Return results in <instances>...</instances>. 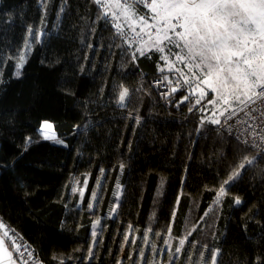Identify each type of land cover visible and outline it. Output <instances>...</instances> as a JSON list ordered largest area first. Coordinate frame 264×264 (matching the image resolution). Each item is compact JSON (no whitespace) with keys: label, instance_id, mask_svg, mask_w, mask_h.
I'll return each instance as SVG.
<instances>
[{"label":"trees","instance_id":"1","mask_svg":"<svg viewBox=\"0 0 264 264\" xmlns=\"http://www.w3.org/2000/svg\"><path fill=\"white\" fill-rule=\"evenodd\" d=\"M64 4L0 0L1 216L45 264H136L137 246L121 257L129 226L139 235L148 231L158 247L167 239L172 251L184 239L175 264H212L209 249L217 264H264V161L249 166L217 203L231 165L259 155L200 125L210 95L201 97L172 73L159 72L149 55H137L105 20L102 3L66 0L61 12ZM30 35L27 62L16 78ZM167 75L185 90L163 105L152 82ZM190 94L201 97L199 105L185 100ZM45 121L67 146L43 139ZM110 166L93 238L97 215L88 208L89 196L99 169ZM85 175L87 190L79 200L70 189Z\"/></svg>","mask_w":264,"mask_h":264},{"label":"snow or ice","instance_id":"2","mask_svg":"<svg viewBox=\"0 0 264 264\" xmlns=\"http://www.w3.org/2000/svg\"><path fill=\"white\" fill-rule=\"evenodd\" d=\"M96 3H101V0H96ZM138 3L143 5L145 0H138ZM65 4L61 5L60 11H65ZM119 7V4H117ZM135 7V5H133ZM146 7L150 9L153 13V19L156 24L150 27H156L158 24H163V27H157V35L154 40H159L163 38L162 42H168V44H173L180 48V41H183L185 46L189 48V51H194L197 56L201 58H206L208 56H213L215 58V52L222 48L233 49L231 57L228 59L229 64L237 63L241 59L245 64L248 63L246 58L247 55L253 53H259L264 50V0H150L146 4ZM125 15L128 16V9H125ZM107 20V16L105 17ZM141 24L148 26V19L145 16H140ZM132 27V31H135V27ZM116 28H120V24H116ZM180 29L181 31H177ZM29 34H33V29L28 27ZM169 33L173 35L170 36ZM139 35V34H137ZM39 39V37H37ZM27 45V41H25ZM155 45V43H153ZM30 48V45H28ZM140 57H144L146 53L143 47L136 50ZM158 53L165 51L163 47L157 48ZM127 48L121 50L122 55H127ZM234 57L235 59H233ZM132 59L136 60V53H132ZM162 60H166L161 57ZM27 62L26 56L21 54L19 56V62L16 64V71L14 73L16 78L21 77V69L24 68ZM163 69H161V72ZM167 80V77H164ZM172 92H176V88L171 89ZM128 95V90L125 88L119 95V100L124 101L125 96ZM165 97L168 95L164 94ZM189 97H185L188 100ZM201 101L197 102V105ZM192 111V109H189ZM264 112V109H261ZM139 123L138 120L134 121ZM221 121L211 122L212 125H219ZM44 130H51L53 125L47 121L43 122L41 125ZM230 135L234 136L237 141L238 147L242 148L245 152L251 151L253 149H260L264 147L257 143V139L253 138L251 140H244L242 143L240 137L236 136L231 130L226 129ZM249 132L254 134V137H258L260 140L264 141V135H260L264 132V128L260 127L259 132L256 128L249 127L244 130L241 135H247ZM43 139L45 141L52 140L58 145H64L63 140H58L55 135L44 134ZM244 161V162H241ZM256 161H264V152H261L259 156L255 158H248L247 156L240 157L235 161L230 167V174L227 178L223 179L222 186L219 188V194L216 196L217 203L220 202L221 197L226 196V189L230 190L231 187L237 182L238 178L241 177L248 169L249 166L253 165ZM123 165H120L121 170ZM105 170L103 168L99 169V175L104 176ZM88 181H84L85 188L87 187ZM97 187H101L100 181H96ZM117 195L119 194L120 184L117 182ZM73 193L77 192V188L73 187ZM79 195L82 198L84 196V190L79 191ZM92 199H96V192H92ZM235 204H241L239 198L235 199ZM89 208L92 207L91 204L88 205ZM205 216L208 212L204 213ZM99 224V221L96 222ZM4 224L0 223V228H4ZM131 227V226H129ZM151 231V229H149ZM5 237L9 234L7 231L3 233ZM93 238L96 237L95 225H93L92 231ZM127 239V237H125ZM144 239H147L145 236ZM15 243V241H13ZM99 243V241H96ZM185 245V240H179V247L175 249V253L179 254L182 247ZM21 245H16V251L21 257L24 253L20 251ZM25 251L27 247L25 246ZM209 255L211 257L212 264H217L216 254L209 249ZM31 255V253H29ZM143 255V253H141ZM187 255V253H185ZM89 256H93L91 251H89ZM7 258L8 264H14L12 253L4 248V240L0 239V260ZM170 264H175V255L173 256Z\"/></svg>","mask_w":264,"mask_h":264},{"label":"rangeland","instance_id":"3","mask_svg":"<svg viewBox=\"0 0 264 264\" xmlns=\"http://www.w3.org/2000/svg\"><path fill=\"white\" fill-rule=\"evenodd\" d=\"M109 0H101V3L103 5H106V11L111 15L113 14L115 16V19L117 21L118 24H120V26L126 28V29H132V27H130V25H132L133 27H136L138 25H140V33L142 36V42L135 44V50H137L140 46H149V42L151 39L154 38V36L157 33V27H163V24H158L156 25V27H150L155 23H152V20H154L153 17V13H151L150 9L147 12V19H148V26H144L143 24H141L140 22V16H143L141 14L135 15L133 13H131L129 10V15L126 16L125 15V9L129 8V4H123L122 0H112V2H108ZM109 3L110 6L107 4ZM117 4H119V7H117ZM109 7L111 8V10L109 9ZM154 28L155 32L153 33L151 31V29ZM37 35L40 38L43 35V30L42 29H38L37 31ZM31 35L27 40V45L25 44V47L23 49L22 54L26 55V53L29 50L28 45H30L31 43ZM261 69H259V71H255L252 73L251 76V71L250 73L248 72V78L252 79L253 83H212L213 85L211 86V84L209 83V85L211 86L210 88H203L202 90H198V91H194L195 93L201 95L202 96H209V101L206 103L205 105V115H207L210 112H223L226 111L229 107H231L232 105H234L235 103H232L233 101L238 100L243 93L246 92L247 89H249L251 86L256 85L259 86L261 83H256L262 76H264V62L261 64ZM251 76V77H250ZM167 80L171 83L174 82L173 78L171 79L168 75H167ZM255 86V88L257 87ZM254 88V89H255ZM253 89V90H254ZM253 90L251 91V93L253 92ZM250 93V94H251ZM249 94V95H250ZM249 95H247L244 99H246ZM243 99V100H244ZM241 100V101H243ZM240 101V102H241ZM239 103V102H238ZM237 104V102H236ZM43 124V123H42ZM39 131L41 133V136L43 137L44 134H48V135H55L56 138L58 139L54 129L52 128L50 131L49 130H44L42 129V127L40 126ZM59 140V139H58ZM52 141V140H51ZM112 172V166H110L104 173V176L101 177L99 176L97 180L100 181V185L101 187H97L96 182L92 188V191L90 193L89 196V204L92 205L91 208H89L91 211H93L96 215L97 218L94 221V225L98 226V224L96 223L97 221H100L101 219V206L105 197V193H106V189L109 183V179H110V175ZM85 180H89V176L85 175L83 176V178H79L76 177L73 182H72V186L70 189V192L72 195H77L79 200H81L82 198L79 195V191L81 189L84 190V195L85 192L87 190V187L85 188L84 186V181ZM96 180V181H97ZM73 187L77 188V192L73 193L72 189ZM95 191L96 192V199H92V192ZM121 192V186L119 189V194L117 195V188L116 185L114 187V195L115 197H119ZM219 194V192L216 194V196ZM80 203V201H78ZM88 204V205H89ZM107 216L109 218H111L113 216V210H111V212L107 213ZM147 237V239H144V237ZM127 239L124 240L123 246H122V252H121V257H124L126 250L128 248H130L132 251L134 250V248H138L137 250V259H136V264H170L169 261L167 260L169 256L173 257L175 255V257L180 258V253L176 254L175 250L172 251L167 239H165V241L163 242L161 247H158V245L156 244V242L154 240L150 239V233L148 231L142 233L141 235L135 233L132 231V228L129 227L127 232H126V236ZM94 243V240H93ZM177 247H179V244L177 245ZM176 247V248H177ZM175 248V249H176ZM141 253H143V255H141Z\"/></svg>","mask_w":264,"mask_h":264},{"label":"built area","instance_id":"4","mask_svg":"<svg viewBox=\"0 0 264 264\" xmlns=\"http://www.w3.org/2000/svg\"><path fill=\"white\" fill-rule=\"evenodd\" d=\"M123 4L133 3L141 6L144 10L145 17H148L147 12L148 8L146 4L150 0H145L143 5L138 3V0H122ZM107 16V21L116 27L117 21L113 14H109L105 11V17ZM121 33L122 39L125 43L129 44H138L142 42V36L139 34L140 25L135 27V31L132 29H126L122 26L118 29ZM151 31L154 33L155 29L152 28ZM139 34V35H137ZM153 85L158 92V95L161 98V103L167 105L168 98L172 95V88H176L177 91H184L185 85L180 80H174L171 83L168 80H165L163 76L156 77L153 80ZM165 93L168 95L165 97ZM189 100L192 105H197V102L201 100V97L196 94H190ZM264 109V82L257 86L253 92L243 101L232 105L226 111L223 112H210L201 118L198 122L200 125H209L216 128L217 130L224 132L226 135L236 140L234 136L230 135L226 129L231 130L235 133L236 136L240 137L241 143L244 140H251L253 138L257 139V143L264 145V141L260 140L258 137H254V134L249 132L247 135H241L246 128L253 127L256 128L259 132L260 127L264 128V112L261 111ZM221 121L219 125H212L211 122ZM260 135H264V132H261ZM256 155H260L261 152H264V147L260 149H253ZM0 223L4 224V228H0V235L7 243L8 247L14 254V258L19 264H45L44 261L39 256L35 246L30 243L22 234V232L17 229L15 226L7 222L0 214ZM7 231L8 236L5 237L3 233ZM15 241V243L13 242ZM21 245L20 251L24 253V256L21 257L20 254L16 251V245ZM25 246L27 251H25ZM31 253V255H29Z\"/></svg>","mask_w":264,"mask_h":264},{"label":"crops","instance_id":"5","mask_svg":"<svg viewBox=\"0 0 264 264\" xmlns=\"http://www.w3.org/2000/svg\"><path fill=\"white\" fill-rule=\"evenodd\" d=\"M108 2L110 3L112 0H109ZM109 3L107 4L110 6ZM109 9L111 10L110 7ZM128 10H131L130 12L135 15L139 14V10L136 6L133 7V5H129ZM152 23H155V20H152ZM177 31L181 30L177 29ZM156 35L150 40L149 46H140L139 48L143 47L146 55H149L150 59H154L155 67L159 72L163 69L162 72L167 74L172 73L184 83L190 85L193 91L210 88L214 83H217V85L218 83H253L252 79L248 78V72L250 73L252 70V76L253 72L261 69V64L264 62V50H261L258 54L253 53L247 55V64L243 62V59L237 63L229 64L228 59L233 52V49L231 48L225 47L219 49L215 52V58L213 56L201 58L200 56H197L194 51L190 52L189 48L185 46L183 41H180L181 47L178 48L173 44H168L167 41L163 43L162 37L159 40H154ZM169 35L172 36L173 34L169 33ZM153 43H155V45ZM156 47H163L165 51L158 53ZM137 55H139L138 52ZM161 57H164L166 60H162ZM232 58L235 59L234 57ZM263 82L264 76H262L256 83ZM255 86H257V84L247 89L238 100L233 101L232 103L236 104V102L238 103L243 100L251 93Z\"/></svg>","mask_w":264,"mask_h":264},{"label":"water","instance_id":"6","mask_svg":"<svg viewBox=\"0 0 264 264\" xmlns=\"http://www.w3.org/2000/svg\"><path fill=\"white\" fill-rule=\"evenodd\" d=\"M0 239H3L2 236L0 235ZM4 240V239H3ZM4 248L7 249L9 252L12 253V258H13V262L14 264H19L16 259L14 258V254L13 252L11 251V249L8 247L7 243L5 242L4 240ZM0 264H8V261H7V258H4L2 260H0Z\"/></svg>","mask_w":264,"mask_h":264}]
</instances>
